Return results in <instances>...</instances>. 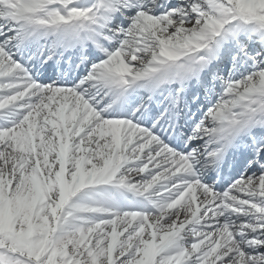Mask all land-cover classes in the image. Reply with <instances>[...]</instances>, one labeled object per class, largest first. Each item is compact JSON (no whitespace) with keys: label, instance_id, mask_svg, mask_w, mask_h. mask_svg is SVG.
Listing matches in <instances>:
<instances>
[{"label":"snow or ice","instance_id":"1","mask_svg":"<svg viewBox=\"0 0 264 264\" xmlns=\"http://www.w3.org/2000/svg\"><path fill=\"white\" fill-rule=\"evenodd\" d=\"M0 264H264V0H0Z\"/></svg>","mask_w":264,"mask_h":264}]
</instances>
